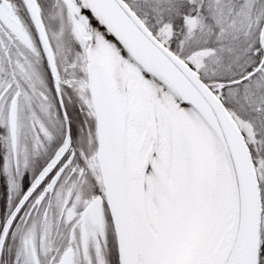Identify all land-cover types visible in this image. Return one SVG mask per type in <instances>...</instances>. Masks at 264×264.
Listing matches in <instances>:
<instances>
[{"label": "snow or ice", "instance_id": "1", "mask_svg": "<svg viewBox=\"0 0 264 264\" xmlns=\"http://www.w3.org/2000/svg\"><path fill=\"white\" fill-rule=\"evenodd\" d=\"M0 264H264V0H0Z\"/></svg>", "mask_w": 264, "mask_h": 264}]
</instances>
